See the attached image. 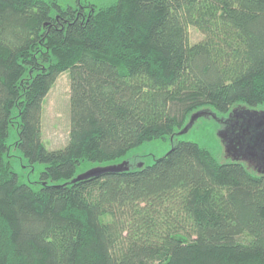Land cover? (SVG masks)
I'll list each match as a JSON object with an SVG mask.
<instances>
[{"label":"trees","instance_id":"1","mask_svg":"<svg viewBox=\"0 0 264 264\" xmlns=\"http://www.w3.org/2000/svg\"><path fill=\"white\" fill-rule=\"evenodd\" d=\"M63 73L70 136L48 150L43 103ZM209 106L239 107L236 141L245 108L264 106V0H0V264H264V174L242 162L182 141L150 166L71 182ZM12 126L45 165L39 191L13 170Z\"/></svg>","mask_w":264,"mask_h":264},{"label":"rangeland","instance_id":"2","mask_svg":"<svg viewBox=\"0 0 264 264\" xmlns=\"http://www.w3.org/2000/svg\"><path fill=\"white\" fill-rule=\"evenodd\" d=\"M62 6L78 7L81 5H94L97 9L109 5L116 0H57ZM190 41L192 44L198 43L203 39V35L194 27L189 29ZM239 107H232L227 113H219L215 108L207 107V115L198 118L194 125L185 134L176 131L175 136L166 139H157L145 143L133 150L127 156L106 163H92L84 161L77 168L75 178L96 168L120 165L124 161H129L132 170L150 166L158 158L164 157L174 144L179 142H193L201 147L208 148L215 155L220 163L242 162L248 170L255 174H264V172L253 164L247 157L236 158L228 151V141L225 134L235 127L227 124V120L236 112ZM247 110L264 112V106L257 108H245ZM43 143L48 150H58L64 148L70 136V78L68 73H63L57 79L54 87L43 103ZM260 123H264L261 119ZM18 139L17 128L12 126L10 131L9 145L11 146L10 161L13 170L19 175L20 182L30 185L33 190L39 191L42 187L40 181L41 172L45 165L35 164L30 166L29 161L24 155L16 149L14 143Z\"/></svg>","mask_w":264,"mask_h":264},{"label":"water","instance_id":"3","mask_svg":"<svg viewBox=\"0 0 264 264\" xmlns=\"http://www.w3.org/2000/svg\"><path fill=\"white\" fill-rule=\"evenodd\" d=\"M248 112L252 115L255 114V117H251L247 122H245L246 129L243 132V136L241 138L242 140L236 141V138L232 133L230 134L229 131L225 134L226 141H228V151L231 155H234L238 159L247 157L253 164L264 172V123H260L261 119L264 120V113H258L250 110H248ZM204 115L207 114L203 111L194 114L189 123L181 130L180 134L187 133L194 125L195 121ZM235 141L236 143L234 144ZM123 168L130 169L132 168V165L129 161H124L120 165L96 168L74 178L71 182L76 183L102 174L120 172Z\"/></svg>","mask_w":264,"mask_h":264}]
</instances>
